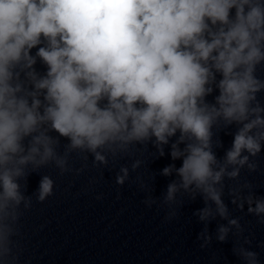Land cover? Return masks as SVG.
Masks as SVG:
<instances>
[{"label":"clouds","instance_id":"obj_1","mask_svg":"<svg viewBox=\"0 0 264 264\" xmlns=\"http://www.w3.org/2000/svg\"><path fill=\"white\" fill-rule=\"evenodd\" d=\"M262 63L264 0H0V264H17L14 238L32 206V173L50 164L69 171L73 152L106 166L109 155L148 143L160 156L168 146L171 160L181 161L161 172L176 177L160 201L165 219L177 215L183 197H200L204 207L193 213L204 224L200 247L211 243L208 223L219 216L227 224L218 226L216 240L226 242L236 228L234 256L261 264L223 196L225 180H238L245 167L255 171L253 158L264 149L257 99L264 79L256 75ZM233 125L220 160L217 132ZM120 173L122 186L129 170ZM53 189L54 180L41 176L36 200ZM229 194L264 223V197L250 183ZM143 203L157 199L148 195Z\"/></svg>","mask_w":264,"mask_h":264}]
</instances>
